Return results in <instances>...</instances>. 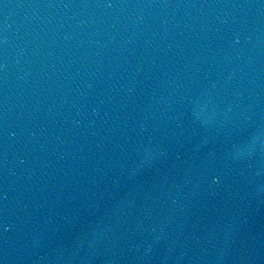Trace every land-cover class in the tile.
<instances>
[{"label":"water","instance_id":"1","mask_svg":"<svg viewBox=\"0 0 264 264\" xmlns=\"http://www.w3.org/2000/svg\"><path fill=\"white\" fill-rule=\"evenodd\" d=\"M0 264H264V0H0Z\"/></svg>","mask_w":264,"mask_h":264}]
</instances>
